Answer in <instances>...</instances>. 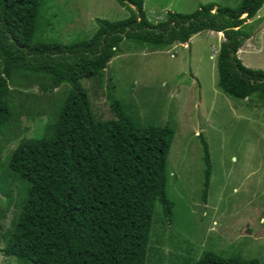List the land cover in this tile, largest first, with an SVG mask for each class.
Returning a JSON list of instances; mask_svg holds the SVG:
<instances>
[{
  "label": "trees",
  "instance_id": "obj_1",
  "mask_svg": "<svg viewBox=\"0 0 264 264\" xmlns=\"http://www.w3.org/2000/svg\"><path fill=\"white\" fill-rule=\"evenodd\" d=\"M48 1L0 0V152L26 130L22 118L29 107L13 84L28 74L70 86L42 132L23 137L8 164L0 160L4 204L18 208L1 252L20 264H148L157 203L166 218L176 217L168 171L176 123L144 122L122 98L112 103L115 116L104 118L82 81L96 77L124 45L163 50L216 31L225 37L217 56L218 86L264 105V69L238 57L253 34L248 20L264 0L236 6L212 1L192 13L169 11L157 23L148 18L145 0H116L127 9L125 17H97L92 34L68 42L46 32L52 23L45 14ZM201 139L206 201L212 160ZM5 217L0 208V220ZM155 236L162 244V236ZM151 250L165 255L161 248ZM182 258L185 264H264L212 249L196 260Z\"/></svg>",
  "mask_w": 264,
  "mask_h": 264
},
{
  "label": "rangeland",
  "instance_id": "obj_2",
  "mask_svg": "<svg viewBox=\"0 0 264 264\" xmlns=\"http://www.w3.org/2000/svg\"><path fill=\"white\" fill-rule=\"evenodd\" d=\"M212 1L225 6L240 2L145 0L144 8L150 21L157 23L169 11L192 13ZM127 13L116 0H49L45 14L52 23L46 32L68 42L92 34L97 17L118 19ZM248 23L253 34L238 57L249 67L264 69V4ZM222 33L204 31L183 46L175 43L163 50L124 45L96 77L82 81L104 118L115 116L112 103L122 98L144 122L176 123L168 157L169 194L176 199V217L166 218L157 203L150 246L161 248L165 255L150 249L148 264H185L183 256L196 260L209 249L225 256L258 257L264 263V105L237 94L229 96L218 86ZM25 75L12 87L24 91L29 107L22 118L26 130L0 152L4 164L23 137L42 132L51 112L60 107L61 93L70 89L68 84L55 86L44 75ZM202 137L212 160L206 201ZM5 199L0 191V208L6 209L0 220V264H20L1 252L6 245L3 233L12 226L18 209L14 204L6 208ZM155 233L162 236V244L156 242Z\"/></svg>",
  "mask_w": 264,
  "mask_h": 264
},
{
  "label": "clouds",
  "instance_id": "obj_3",
  "mask_svg": "<svg viewBox=\"0 0 264 264\" xmlns=\"http://www.w3.org/2000/svg\"><path fill=\"white\" fill-rule=\"evenodd\" d=\"M144 5H145V2H144ZM258 12H259V11H258ZM258 12H257V14H258ZM257 14H256V15H257ZM246 15H248V13H246L244 16H246ZM256 15H255V16H256ZM255 16H254V17H255ZM217 33H220V32H217ZM222 34L224 35V33H222ZM224 39H225V37H224ZM182 44H183V43H182ZM182 44H180V45H182ZM182 46H183V45H182ZM219 52H220V50H219ZM219 52H218V54H219ZM63 85H65V84H63Z\"/></svg>",
  "mask_w": 264,
  "mask_h": 264
}]
</instances>
